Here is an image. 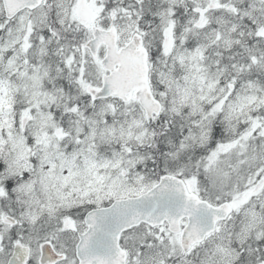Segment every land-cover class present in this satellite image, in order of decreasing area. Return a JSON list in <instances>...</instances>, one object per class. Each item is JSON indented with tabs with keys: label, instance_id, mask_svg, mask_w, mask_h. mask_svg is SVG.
I'll list each match as a JSON object with an SVG mask.
<instances>
[{
	"label": "snow or ice",
	"instance_id": "6c2138e0",
	"mask_svg": "<svg viewBox=\"0 0 264 264\" xmlns=\"http://www.w3.org/2000/svg\"><path fill=\"white\" fill-rule=\"evenodd\" d=\"M0 264H264V0H0Z\"/></svg>",
	"mask_w": 264,
	"mask_h": 264
}]
</instances>
